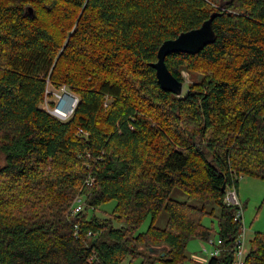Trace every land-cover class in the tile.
Wrapping results in <instances>:
<instances>
[{
	"label": "trees",
	"instance_id": "1",
	"mask_svg": "<svg viewBox=\"0 0 264 264\" xmlns=\"http://www.w3.org/2000/svg\"><path fill=\"white\" fill-rule=\"evenodd\" d=\"M212 14V44L165 58L179 82L202 79L163 91L160 46ZM62 86L78 98L65 120L41 108ZM241 177L264 181V0H0V264H183L213 236L203 264H232L240 225L221 187ZM247 246L244 264H264V235Z\"/></svg>",
	"mask_w": 264,
	"mask_h": 264
},
{
	"label": "rangeland",
	"instance_id": "2",
	"mask_svg": "<svg viewBox=\"0 0 264 264\" xmlns=\"http://www.w3.org/2000/svg\"><path fill=\"white\" fill-rule=\"evenodd\" d=\"M180 74L183 78V88L182 94L180 96L182 97L186 94L190 85H193L202 79V75L196 72L187 71L185 69H182ZM49 90L52 94L46 99L48 106L45 104L41 106V108L46 111L53 112L52 110L57 106L58 110L61 113L68 114L70 110L73 109V103L76 102V100L78 102V98L76 97V95L72 93V91L69 90V88L66 86H62L59 89H53L52 87H49ZM50 104L53 105L52 108L51 106H49ZM237 193L238 198L241 200L242 206L244 207L243 213L244 225L246 228V240H251L255 233H261L264 235V181L250 177H241L238 183ZM171 199L177 201H188L185 196L181 195L177 191L171 194ZM189 203L194 204V201H189ZM114 205V201H110L107 204L102 205L95 212V215L98 218L107 216L112 212ZM207 209H209V206H207ZM91 214L92 213L88 211V217H90ZM166 217V213L162 211L155 221V227L164 228L166 225ZM202 223L207 228H211V226L213 225L215 229L217 226V220L209 216L204 217L202 219ZM148 225L149 220L147 219L139 228L138 233L145 232ZM209 241L216 242L217 237L213 236ZM208 242H201L197 239L189 241L186 246V255L189 259L186 260L183 264H203L204 262H206L208 260L209 254L201 252V244L203 243V245L208 250H210L211 246L207 244ZM136 264L138 263L136 262ZM154 264L160 263L155 262Z\"/></svg>",
	"mask_w": 264,
	"mask_h": 264
},
{
	"label": "water",
	"instance_id": "3",
	"mask_svg": "<svg viewBox=\"0 0 264 264\" xmlns=\"http://www.w3.org/2000/svg\"><path fill=\"white\" fill-rule=\"evenodd\" d=\"M216 14H212L206 21H204L199 28L189 30L179 34L175 39L166 40L160 46L157 52V61L151 64L155 70L157 83L163 91L171 92L176 97L182 94L183 83L179 82L168 71L165 65V58L172 53H184L188 55H195L204 49L205 46L212 44L215 41V33L213 30V20ZM225 190V184L222 185L221 191ZM165 255L161 248L148 247L150 255Z\"/></svg>",
	"mask_w": 264,
	"mask_h": 264
},
{
	"label": "built area",
	"instance_id": "4",
	"mask_svg": "<svg viewBox=\"0 0 264 264\" xmlns=\"http://www.w3.org/2000/svg\"><path fill=\"white\" fill-rule=\"evenodd\" d=\"M76 102L73 103L72 105L73 108L76 105ZM52 111L53 112H51V114H53L55 117H57L60 120H65L68 116H70L73 109L70 110L68 114H63L58 110V107L56 106ZM79 133L82 134V131H79ZM93 183H94V180L90 177L85 180V185L88 187H91ZM224 191H225V196L223 199V203L226 206L236 207V212L234 214L233 220L239 223L240 225L238 236L236 237L234 241V249H233L234 259L232 261V264H244L245 257L248 252V246H247L248 241L246 240V228L244 225V213H243L244 208L242 206L240 199L238 198V195L234 187L225 188ZM84 204H85V200L83 196L78 195L77 197H75L69 209V217L73 218L74 216L79 214L83 210ZM73 229L76 235L78 233L77 226L73 225ZM89 236H91L90 232L88 233V237ZM207 244L211 246V249L208 250L202 243L201 244L202 253H205V254L208 253L209 257H216L220 254V251H221V248H220L221 241L220 240H217L216 242L209 241Z\"/></svg>",
	"mask_w": 264,
	"mask_h": 264
},
{
	"label": "crops",
	"instance_id": "5",
	"mask_svg": "<svg viewBox=\"0 0 264 264\" xmlns=\"http://www.w3.org/2000/svg\"><path fill=\"white\" fill-rule=\"evenodd\" d=\"M198 258V257H197Z\"/></svg>",
	"mask_w": 264,
	"mask_h": 264
}]
</instances>
